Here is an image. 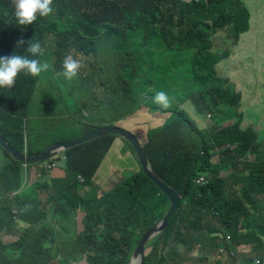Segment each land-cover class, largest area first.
Instances as JSON below:
<instances>
[{
    "label": "trees",
    "instance_id": "obj_1",
    "mask_svg": "<svg viewBox=\"0 0 264 264\" xmlns=\"http://www.w3.org/2000/svg\"><path fill=\"white\" fill-rule=\"evenodd\" d=\"M240 3L53 0L57 10L54 15L38 16L33 24L19 26L12 0H0V56L17 54L40 61L41 55L33 57L26 51L27 43L17 46L16 42L21 38L39 41L43 47L46 33H53L59 71L56 78L63 81L59 74L72 46L94 53L96 58L102 54L101 48L110 54L111 60H100L103 69L94 74L101 84V96L95 87L85 90L99 97V104L94 106L103 111L101 115L91 113V122L107 117L108 124L113 125V119L129 116L134 106L130 114H135L139 106L159 113L150 118L152 128L148 125L142 147L151 166L180 193L182 200L167 227L147 243L150 250H146L145 264H204L209 259H214L213 264H222L214 252L223 245V231L230 234L225 246L242 252L247 249L258 257L236 260V256L229 259L230 264H254L257 260L264 264V146L250 127L240 126L243 115L235 110L240 105L241 92L234 84L217 83L215 66L232 59L234 53L225 49L213 52L214 35L219 30L226 31L231 45L237 47L244 45L249 29L259 28L256 21L263 13L255 17ZM155 48H160L158 56ZM126 52L135 55L139 67L128 78L121 74L115 77L125 84L121 92L119 86L103 84L111 80V66L117 68ZM260 52L264 57V46ZM252 54L250 50V61ZM163 68L171 78L207 84L206 89L192 95L193 114L204 119V128L184 108L188 97L174 94L170 88L165 92L173 101L170 108L162 109L153 103L155 93L147 90L152 87L155 91L156 83L168 86L167 80L154 82L152 76L155 71L164 73ZM39 80L40 75L20 73L13 88H0V133L20 152L26 148L23 125ZM77 89L73 87L69 94ZM209 112L210 120L205 117ZM225 118L235 121L224 125ZM101 126L93 124L90 131ZM115 138L101 136L65 150L55 158L65 157L63 167H57L60 171L47 170L42 162L25 164L14 159L16 165L0 169V184L6 196L19 189L24 174L30 170L28 190L0 200L4 205L0 206V264L130 263L140 237L164 217L170 203L141 166L100 195L87 198L80 194ZM47 145L41 149L29 146L27 153H38ZM228 167L229 172H224ZM38 172L44 175L41 181ZM201 174L210 178L204 184L195 183ZM39 190L48 193L44 205L38 197ZM79 212L84 215L77 227ZM183 249L191 256H185Z\"/></svg>",
    "mask_w": 264,
    "mask_h": 264
},
{
    "label": "rangeland",
    "instance_id": "obj_2",
    "mask_svg": "<svg viewBox=\"0 0 264 264\" xmlns=\"http://www.w3.org/2000/svg\"><path fill=\"white\" fill-rule=\"evenodd\" d=\"M241 5L242 2L248 7L249 11L252 10L255 17L259 12L263 13L262 17H259L256 21V25L259 27L253 26L254 30L249 29L250 36L245 38L243 43L244 45H238L237 47H233L229 38L226 35V31L219 30L214 38V46L213 52L221 51V49L232 51L234 54L232 59L236 56L238 57L236 61L231 58H227L225 60L220 61L215 66V71L217 73L218 81L217 83H230L234 84L235 88L241 92L242 98L240 105L235 110L236 113L240 112L243 115V120L240 121V126L244 129L250 127L252 133H255L257 139L260 141L262 146H264V59L261 58V55L252 56V65L254 69L250 75V41L255 40L258 37V41L260 42L264 39V0H240ZM260 2H262L261 6H259ZM243 7V5H242ZM56 8L53 15L56 13ZM261 30V31H260ZM259 32H261L259 34ZM259 34V35H258ZM143 37V39H145ZM259 42L256 44V49H258ZM160 45V42L156 43ZM264 45V43H263ZM55 36L53 33H46L44 39V52L41 55L40 63H48L49 69L47 71L41 72L40 80L36 85V88L33 93V108L27 110V117L24 121L23 125V135H24V143L26 145V150H29V146L32 148H37L40 146H45L48 143H52L55 141L61 140H69L77 136H83L86 133L91 132L90 127L93 124H103V126L109 125L108 121H106L107 117L99 120L97 123L91 122L89 115L91 113L96 115H101L103 113L100 109H95V103L99 104V97L96 98L85 90H90L95 87L98 95L101 96L102 90L98 85L100 82L94 76L98 75L100 71H102L103 67H101L100 60H111V56L108 52H106L103 48L102 54L96 58L94 53H89V51L84 50L78 46H72L70 52L67 54L72 55L74 59L80 60L82 63V67L78 72L77 76L72 80H67L63 75L59 74L63 81L57 79V75L59 72L56 67L57 57L55 56ZM160 52V48L156 50L155 54L158 56ZM122 62L119 64L117 68L111 66L110 75L111 80L108 81L107 84L103 85H116L120 87V91L122 92L125 84L122 81L117 80L115 77L118 75H123L128 78L131 72L135 69V67H139L136 65L135 55L131 52H126L122 55ZM143 59V58H142ZM158 63V59H157ZM164 70V68H163ZM154 78V82H158L160 80H167L168 86H161L156 83V89L153 91V88L150 87L148 92H158L164 91L167 92L170 88L174 94L183 95L188 97L186 103L184 104V108L191 113L192 116L196 120H198V126L204 128L205 121L203 118H200L197 115L193 114L192 108L194 106V98L192 95L197 93L201 89H206L207 84L205 83H195L192 80H185L184 78L177 77L171 78V75L168 71L164 70V73L154 72L152 75ZM260 84V89L257 91V85ZM256 83L255 87L252 85ZM97 84V86H95ZM223 85V86H224ZM73 87L78 88L76 91L71 92ZM257 92L260 94L258 96ZM128 96V95H127ZM95 98V100L93 99ZM123 98L121 95L119 99ZM169 98V97H168ZM170 100V99H169ZM173 102L172 100H170ZM180 107L182 105H179ZM135 107V106H134ZM129 109V116L125 115L123 117H119L117 119H113L114 123L110 126L121 127L129 132H131L134 136L138 138L140 143L143 141L144 137L148 131V125L152 128L151 119L154 117V114L158 112H150L148 109L143 108L141 106L137 107V111L135 114H130L132 111ZM156 109H154L155 111ZM159 114V113H158ZM162 118H165V114H161ZM30 117L34 118L35 125L37 129L44 133L40 138L32 139V136L29 133V122ZM206 119H212V112L206 114ZM138 119V121L136 120ZM27 121V123H26ZM235 119L225 118L222 122L224 125H229L234 122ZM93 131V130H92ZM118 138L119 136H114ZM121 138V137H119ZM142 144V143H141ZM49 145V144H48ZM45 148V147H44ZM43 148V149H44ZM215 154L211 155L214 156ZM57 156H55L56 158ZM62 161L59 159L57 162V166H59ZM16 165V162L10 160L8 165L2 167L1 170H5L7 168H11ZM140 166L139 161L136 157L134 149L131 145L123 138L117 139V142L114 145H111L109 150L106 152L104 158L101 160L99 167L97 168L95 175L91 179L90 183L83 186V189L80 191V194L84 197L90 198L87 194H102L107 188L106 187H114L119 181L121 182L124 179L125 175H130L132 171L136 167ZM229 167L224 170V172H229ZM30 174V170L28 168V175ZM38 181L43 180L44 175L38 172ZM108 177H111V181H108ZM24 179L21 180V185L19 189H15L14 194L19 192L20 190H28L30 185L25 188H22ZM102 187V191L99 193L98 190ZM3 189L1 188V191ZM40 191V190H39ZM38 191V193H39ZM5 192V190H4ZM10 197V196H9ZM76 225L82 224L81 215H78L75 219ZM3 232H0V235ZM223 233H228L223 231ZM3 235V234H2ZM1 235V236H2ZM150 250V247L147 248ZM237 251L236 260H241L248 256L256 257L254 252H251L247 249H244V252ZM182 253L187 256L188 252L186 250H182ZM184 255H181L185 258ZM261 255V254H260ZM191 256V253L188 257ZM217 257V256H216ZM187 259V258H185ZM214 259H209L204 264H213ZM80 264L79 262H75Z\"/></svg>",
    "mask_w": 264,
    "mask_h": 264
},
{
    "label": "water",
    "instance_id": "obj_3",
    "mask_svg": "<svg viewBox=\"0 0 264 264\" xmlns=\"http://www.w3.org/2000/svg\"><path fill=\"white\" fill-rule=\"evenodd\" d=\"M109 135L119 136L125 139L131 145V147L134 149L142 171L148 177H150L159 186V188L163 190V192L168 196L169 199L170 205L165 211L166 213L164 217L158 220L157 223H155L140 237L130 258L129 264H145V257L147 255L146 250L148 246L147 243L167 227L172 215L174 214L182 200V196L176 189L172 188L165 181H163L156 170L151 166L149 159L142 147V144L136 136H134L131 132L124 128L106 125L101 126L89 133H86L83 136H77L69 140L52 142L43 150L35 154H28L25 153V151H18L13 145H11L10 142L7 141L4 136L1 135V133L0 146L5 149L14 160L27 164L54 158L55 156L61 155L65 150L69 148L83 144L101 136Z\"/></svg>",
    "mask_w": 264,
    "mask_h": 264
},
{
    "label": "clouds",
    "instance_id": "obj_4",
    "mask_svg": "<svg viewBox=\"0 0 264 264\" xmlns=\"http://www.w3.org/2000/svg\"><path fill=\"white\" fill-rule=\"evenodd\" d=\"M12 4L14 6L15 22L19 26L31 25L37 20L38 16L47 17L55 11L53 0H12ZM16 43L17 46L27 43L28 48L26 51L33 57L43 55L44 49L39 41L32 42L29 40L26 42L21 38L18 39ZM49 67L48 63H40L38 59L29 58L28 56L17 54L0 56V88H13L20 73L35 77L39 76L41 72L47 71ZM62 67L63 72L61 75L67 80H72L80 71L82 63L81 61L74 59L72 55H68L64 58ZM152 99L153 103L157 104L162 109L171 107V101L164 91L156 92ZM25 153H27L26 148ZM227 234L229 233H226L225 235ZM225 235L221 236L223 242V245L221 246L225 247L227 250H232L224 245L228 244L230 241V238L228 241H225ZM217 249L214 252V256H217V258L221 260H229L237 256V251L234 250L233 256L219 255Z\"/></svg>",
    "mask_w": 264,
    "mask_h": 264
},
{
    "label": "crops",
    "instance_id": "obj_5",
    "mask_svg": "<svg viewBox=\"0 0 264 264\" xmlns=\"http://www.w3.org/2000/svg\"><path fill=\"white\" fill-rule=\"evenodd\" d=\"M54 8H55V6H54ZM251 30H254L253 28H251L250 29V31ZM261 31V30H260ZM261 32H259V34H260ZM258 34V35H259ZM259 39H258V37L255 39V40H253V41H250V50L251 51H253V54H252V56H258V55H261V58H263L264 59V57L262 56V54H261V52H260V47L261 46H264L263 45V43H264V39H262L260 42L258 41ZM259 42V46H258V49H256V51H255V48H256V44ZM252 56H251V61H252ZM80 61V60H79ZM250 61V75H251V73H252V70L254 69V67H253V65H252V62ZM262 80H264V77H262ZM260 84H261V82L257 85V91L260 89ZM252 85H254V87H255V85H256V83H253ZM257 94H258V96L260 95L258 92H257ZM30 108H33V106H30L29 107V109ZM26 123H27V121H26ZM29 133H30V135L32 136V139H35V138H40V135L39 134H41V132L37 129V127H36V125H35V122H34V118H32V117H30V122H29ZM117 139H121V138H115V140H114V142H113V144L112 145H114L116 142H117ZM43 146H40V147H37V149H41ZM10 160H13V158L11 157V155L5 150V149H3L1 146H0V169L2 168V167H5V166H7L8 165V162L10 161ZM61 165V164H60ZM56 166L55 168H57V167H61V166ZM63 167V166H62ZM57 169H59V168H57ZM59 171H60V169H59ZM59 174H60V172H59ZM39 175V174H38ZM95 175V174H94ZM47 175H46V173H45V177H46ZM28 178H29V175H28V172H26L25 174H24V176H23V179H24V181H23V185H22V188H25V187H27L29 184H28ZM44 179V178H43ZM108 181L110 182L111 181V177H108ZM1 188L3 189L2 191H1ZM107 189L106 190H109L110 188H112V187H106ZM84 189V188H83ZM85 190V189H84ZM101 190H103L102 189V187H101ZM13 193H15V191H12V192H10V193H8V195L6 196L5 195V192H4V188H3V186L0 184V200H2V199H4V198H6V197H8V196H12V194ZM89 197L91 196V194H87ZM39 199L42 201V205H44V201L47 199V197H48V193L46 192V191H43V190H40L39 191ZM0 206H4L3 204H0ZM47 206H51V205H47ZM262 206H264V204L262 205ZM78 215H81V217L84 215V212H79V214ZM78 227V226H77ZM240 252H242V251H240ZM222 261V264H230V261L231 260H221ZM254 264H259V262L258 261H256Z\"/></svg>",
    "mask_w": 264,
    "mask_h": 264
},
{
    "label": "built area",
    "instance_id": "obj_6",
    "mask_svg": "<svg viewBox=\"0 0 264 264\" xmlns=\"http://www.w3.org/2000/svg\"><path fill=\"white\" fill-rule=\"evenodd\" d=\"M51 159H53V160H51ZM51 159L42 161L43 167L46 168L47 170L48 169H53V168H55L57 166L58 160L55 159V157L51 158ZM64 159H65V157H61V161H63ZM78 177H79L80 181H83L82 176L79 175ZM209 178H210L209 175L201 174L195 179V183L204 184V183H206L208 181ZM229 238H230L229 234L225 235V241H228ZM217 253L219 255H229V256H233L234 255V251L233 250H227L225 247H222V246L217 249ZM257 261L260 262L259 260H257Z\"/></svg>",
    "mask_w": 264,
    "mask_h": 264
}]
</instances>
